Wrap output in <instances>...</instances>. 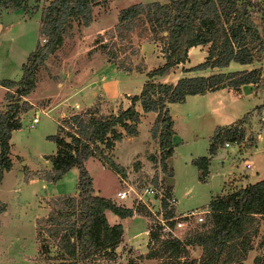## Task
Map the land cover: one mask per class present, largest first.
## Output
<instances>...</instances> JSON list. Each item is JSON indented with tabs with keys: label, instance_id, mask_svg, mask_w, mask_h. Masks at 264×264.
<instances>
[{
	"label": "trees",
	"instance_id": "trees-1",
	"mask_svg": "<svg viewBox=\"0 0 264 264\" xmlns=\"http://www.w3.org/2000/svg\"><path fill=\"white\" fill-rule=\"evenodd\" d=\"M98 1L48 0L40 10L38 24V35L43 37V42L36 40L34 49L21 63V75L18 79H0V85L8 88L5 91L7 102L0 109V180L3 172L11 166L10 133L20 127L18 113L29 107L23 97L35 86L37 67L58 46L71 20H77L82 25L91 21V8ZM26 2L27 0H0V8L23 7ZM256 10L263 17L262 3L257 0L147 1L134 2L118 10L116 23L107 32L121 39L135 25L142 24L143 28L137 31V35L146 32L149 39L160 41L163 61L145 71L146 79L138 93L125 95L130 101L126 107L119 106L115 111L111 108L102 110L100 103L95 101L77 111L70 110L67 115L56 119V131L48 135L55 143V150L45 156L50 166L33 174L48 182H55L71 167L75 166L77 169L75 195H57V198L49 200L51 206L47 215L36 219V224L39 220L48 224L46 232L50 240H55L59 254L63 256L56 264H97L99 252L110 256L121 239V223L109 224L104 210L109 209L119 217H125L129 211L94 190L92 177L84 162L88 157H96L108 168L124 173L123 167L110 157L109 151L123 132L130 135L136 133L139 120V112L134 107L136 101H139L143 111L156 112L149 131L156 139L159 149L160 170L166 174L161 179L165 184V195L160 203L165 208V196L169 195L172 181L167 159L173 153L174 133L167 103L181 102L188 94H202L222 87L237 91L245 83H252L255 91L263 88L260 66L184 75L174 82L155 80L167 74L177 63L184 62L188 48L199 44H207L204 58L184 70L222 67L230 61L251 63L258 60L264 50V39L263 33L254 24L252 15ZM103 39V34L99 33L93 44H100V51L104 53L106 60L119 69L133 71L131 62L124 63L117 58V52L121 49L113 43L107 44ZM129 52L135 54L131 45ZM134 66L136 71L144 68L143 63ZM11 87L14 89L10 90ZM261 106L257 104L253 108L262 123ZM251 114V111H246L233 123L214 127L208 139V154L191 160L199 169V178L206 174L208 158L217 153L218 147L224 142H242L245 135L244 124ZM256 138L257 132L248 133L246 146L254 144ZM151 158L156 161L155 157ZM239 176L233 180L242 179V182L229 181L224 192L210 198L205 205L207 211L202 220L196 222L194 227L186 228L183 237L160 238L156 226L149 228L146 244L150 241L157 242L159 252L156 253L148 246L145 256L163 257V252L166 258L172 259L161 261V264H186L184 260L179 262V257H186L188 245H199V264H241L242 255L251 247L250 238L258 229L256 214L264 216V178L250 182L243 180L246 174ZM155 180L156 176L153 177V182ZM135 210L149 214L143 205H138ZM171 216L172 209L163 212V218ZM167 222L172 224L173 220L169 219ZM35 232V238L39 239L38 229ZM260 243L264 246V232ZM46 249V245H39L38 252ZM138 255L140 257L141 253ZM263 262L264 259L259 261L260 264ZM125 264L139 263L136 259H129Z\"/></svg>",
	"mask_w": 264,
	"mask_h": 264
},
{
	"label": "rangeland",
	"instance_id": "rangeland-1",
	"mask_svg": "<svg viewBox=\"0 0 264 264\" xmlns=\"http://www.w3.org/2000/svg\"><path fill=\"white\" fill-rule=\"evenodd\" d=\"M147 1L166 2L168 0H99L91 8V21L87 25H82L77 20H71L58 46L37 67L35 86L28 95L23 97L29 103V107L27 110L18 113L20 127L13 129L10 133L9 148L13 163L11 171L4 177L0 189V199L5 203L6 211L5 214L0 216V256L5 258L8 254L20 250L26 254L25 260L16 261L12 264H32L27 256L32 248L36 229L39 232V239L35 238L36 251L31 256L35 260L34 264H56L63 257L59 254L60 250L55 245V240H50L46 232L48 224L44 220H39L36 224V219H41L47 215L51 206L49 200L57 198L59 194L49 196L45 200L48 208L44 215H36L41 212V198L43 196L60 192H64L63 195H75L77 169L75 166L71 167L55 182H48L41 176L33 175L41 172L42 169L49 168L48 160L44 161V159L45 156L55 150V143L48 138V135L56 131L58 107L55 108V106L59 105L57 102L62 95L58 94V91L63 83H67L71 77L73 78L77 73H81L83 66L87 65V60L91 59L90 65L85 69L84 74L87 73L86 75L93 73L88 72V70L93 71L99 66V62H102L100 56L96 57L101 52L100 44L93 47V42L99 33L103 34V41H106L107 44L113 43L115 47L121 49L120 52H117V58L122 59L124 63L131 62L132 70L136 69L135 64H142L134 44L139 43L141 40H152L148 38L146 32L137 35V31L143 28L142 24L135 25L121 39L115 35H110L107 31L116 23V16L121 7L134 2ZM258 1L264 4V0ZM47 2L48 0H27L25 5L19 7L18 10L11 9V7L4 10L0 8L2 10L0 12V23L2 24L0 28V79H18L21 75V63L26 60L28 53L34 49L36 40L40 43L43 42V37L40 34L38 35V24L40 10ZM20 10H22V15ZM262 12L264 13V11ZM252 16L254 24L263 33L264 39V14L262 17L260 11L256 10ZM152 41L153 47L155 46L156 50L162 52L161 42L158 40ZM130 45L135 49V54L129 52ZM206 47L207 44H199L188 50L189 57L186 58L188 66L204 58ZM161 52H159V55L162 54ZM234 64L238 63L231 61L228 69L235 68ZM260 64L262 69V66L264 67V50L259 59L254 60L252 63V65ZM207 68L212 69L213 67ZM140 76L142 75L135 74L128 76L127 79L121 78L120 85L130 89L135 88ZM262 80L264 82V76ZM85 85L81 91H77L72 95L73 97L81 96L80 99L73 101L79 104L82 102V107L88 105L86 104L87 101H90V103L97 101L100 103L101 109L106 110L112 102L104 98L99 89L97 91L91 89L92 85L89 82ZM7 89L0 85V109L7 102L5 98ZM83 90H85L84 93ZM249 96L254 97V103L250 106H254L255 103H264V89L257 91L255 94L252 91ZM247 97L248 95H245V93L242 94L238 100L240 104L246 103ZM68 101H72L71 98L63 101L67 102V104H62L65 107L63 115H67L70 110L74 109L70 108ZM179 105L175 103L171 107L175 114V127L173 126V129H176V132L174 131L176 142L173 143V154L169 163L172 181L168 191L169 195L175 197V203H167V207L164 208L160 206L161 198L150 197L149 205L152 212L147 210L149 214H146L138 213L135 210L134 213L137 215H132L124 220L122 235L128 244L124 241V238H121L110 256L99 252L96 260L97 264H125L129 259H136L139 264H161V261L172 259L166 258L163 252L161 253L163 257L145 256L148 246L152 247L156 253L159 252L157 242L150 241L145 245V240L149 238L148 232L147 238L144 234L145 228H149L146 219H162L163 212L167 209H172L173 214L203 209L210 198L225 191L224 187L229 181L242 182V179L235 178L233 180V177L249 173L252 176L251 178H254L256 170L264 177V105L261 108L260 115L263 118L262 125H260L258 113H255V117L252 119L249 115L247 122L244 124L245 135L242 142L239 144L228 142L227 145L223 144L218 147L217 152L223 149L225 156H209L207 172L202 178H199V169L191 160L199 155L208 154V139L214 130L215 124L198 123L191 117H181ZM40 108L47 109V111L40 110ZM81 108L74 110L77 111ZM34 112L37 121L30 126V118L34 115ZM250 132L253 134L257 132L259 136L254 144L246 146L247 135ZM60 133L64 134L63 131ZM121 147H123L122 144L117 146V153H120ZM245 160L251 161L250 167L246 168L244 166ZM84 165L92 177L94 187L99 188L102 193H114L116 187L120 186L116 174L109 168H104L98 160L88 158ZM133 167L135 168V166ZM32 170L35 171L32 172ZM165 175L158 167L157 172L155 169L151 179L145 178V180L143 178L142 181L133 184L140 186L149 181L153 182V177L156 176L155 182L160 179L162 185H165L161 180L162 176L165 177ZM243 180L248 181V176L246 175ZM15 182L18 183L16 186L13 185ZM3 202H0V214L4 210ZM127 203L130 205L129 201L123 202L122 205ZM127 214L131 215L132 212L129 211ZM204 214L201 213V216L203 217ZM256 217H258V229L250 238L251 247L242 255L241 264H260L259 261L264 259V246L260 243L261 235L264 232V216L256 214ZM195 224L196 222L192 220L184 228L177 229V236L183 237L185 229L192 228ZM39 245H46L47 249L38 252ZM139 253H141L140 257ZM200 255L201 246L188 245L186 257H179V262L184 260L186 264H199ZM255 257H257V260ZM0 264L6 263H2L0 260ZM261 264H264V262Z\"/></svg>",
	"mask_w": 264,
	"mask_h": 264
},
{
	"label": "crops",
	"instance_id": "crops-1",
	"mask_svg": "<svg viewBox=\"0 0 264 264\" xmlns=\"http://www.w3.org/2000/svg\"><path fill=\"white\" fill-rule=\"evenodd\" d=\"M258 1V0H257ZM262 3V2H261ZM10 7H5L1 9H8ZM11 9H16L18 10L19 7L12 8ZM2 10H0L1 12ZM21 15H22V10ZM2 27V24L0 23V28ZM96 44L93 45L95 47ZM136 46V53H138V57L142 60V63L144 64V68L142 71H136L133 70L130 73L119 69L115 66L114 63L109 62L106 60V57L104 53L100 52L98 53L99 55H96V57L100 56V59L102 62H99V66L95 68L93 71L88 70V72H93V73H88V75L84 74L85 69L90 65V60H87V65L83 66L81 69V73H77L75 77H71V79L67 83H63L60 87V90L58 91V94H62L59 97V101L57 102L56 107H58V114L57 117L62 116L64 114V109L65 107L62 106V104H67V102H63L67 100L68 98H71L72 101H68V104H70V108L78 109L82 107V102L79 104L73 100L80 99L81 96H72L75 94L77 91H81L86 85V83H90L92 85L91 89H94V91H97L99 89L100 94L106 98L109 99L110 103L108 105V108L112 109V111H115L117 107H126L129 105L130 101L129 99L125 96L127 94H133V93H138V91L141 88V84L144 79H146L145 71L148 69L155 67L162 63L163 61V56L162 54L159 55V52L156 50L155 46L153 47V41L152 40H141L139 43L134 44ZM198 45L191 46L188 48H194ZM150 51V52H149ZM162 53V52H161ZM189 57V51L187 52ZM201 61V60H200ZM231 62V61H230ZM230 62L226 66L222 67H213L212 69L205 68V69H199V70H184L185 68L188 67V62L187 59L184 62L177 63L174 67L171 68V70L165 74L162 77H157L155 80H161L163 82H174L178 77L184 76V75H195V74H209L214 71H228V70H235V69H249L254 66H260V65H252L253 62L251 63H238L234 64L233 66H236L233 69H228ZM179 66V67H177ZM191 66V65H190ZM142 75L140 76L139 82L136 83L135 88L130 89L129 87H123L120 85V79L124 78H129L128 76L130 75ZM261 75L262 77L264 76V67L262 66L261 69ZM87 76L86 78H84ZM123 76V77H122ZM82 78V79H81ZM81 80V81H80ZM264 83V82H263ZM263 88L259 90H263ZM242 90V92H241ZM259 90H254L253 84L252 83H245L240 85L239 89L237 91L233 90L232 88H227V87H222L214 90H207L202 94H188L185 96L184 100L181 102H169L167 103L169 112H171V117L173 120V126L175 127V114L174 110L171 108L173 104L177 103L180 104L179 108V114L181 117H191L196 120L198 123H214L216 125H227L230 123H233L236 121L238 118H240L243 113L246 111H251L252 114L250 116V119L255 117V113L257 114V111L254 106H250L251 104L254 103V97L249 96L250 93L255 94ZM85 90H83V93ZM248 95L246 103H241L238 101L242 94ZM115 101V102H114ZM90 103V101H87L86 104ZM261 104L262 106L264 103H255L254 105ZM116 105V106H115ZM250 106V107H249ZM261 106V108H262ZM135 109L139 112V120L136 124V133L135 134H126L123 132L122 137L119 140L115 141L114 146L112 149L109 151L110 157L118 164H120L123 169L124 173L121 174L119 172H116L112 169H110L112 172L116 174V177L119 179L120 186H117L114 192L121 188L124 187V183L127 184H132V183H138L139 181H142L143 178L145 179H151L155 169L156 172L158 170L159 164H158V157H159V149L156 143V139L153 138L150 134L149 128L151 123L153 122L156 112L152 110L148 111H143L141 109L139 101H136L134 103ZM54 108V107H51ZM50 108V109H51ZM72 109V110H74ZM38 110V109H37ZM35 110V111H37ZM40 110H44L43 108H40ZM35 114V112L33 113ZM260 115H261V109H260ZM21 118V116H20ZM57 119V118H56ZM183 121V120H182ZM215 121V122H213ZM262 123H263V118H262ZM260 123V125H262ZM254 124V123H252ZM119 130L123 131L122 128H119ZM174 131L176 132V129L174 128ZM175 132L172 134V142L175 144ZM259 136V133H257V137ZM10 139V138H9ZM119 144H122L123 147H121L120 153H117V146ZM175 146V145H174ZM223 151V152H221ZM10 155V153H9ZM215 157H224L225 156V151L220 149L216 154H214ZM151 157H155L156 161H153ZM88 158H93L98 160L96 157H88ZM87 158V159H88ZM11 159V166L13 163L12 158ZM86 159V160H87ZM48 160V159H47ZM85 160V161H86ZM46 161V158L44 159ZM100 162V160H98ZM249 161V160H248ZM49 162V160H48ZM132 162H134L132 164ZM251 164V161H249ZM50 164V163H49ZM100 164L104 168H108L106 165ZM11 166L7 171H4L2 174V178L0 180V189L2 182L4 180L5 175L11 171ZM135 166V168L133 167ZM251 166V165H250ZM249 166V167H250ZM160 168V167H159ZM35 170H32V172ZM248 176V181L253 182L257 181L261 178H264L260 172L256 170V173L254 175V178H251V174L247 173ZM31 176V175H30ZM234 178V177H233ZM145 179V180H146ZM133 180V181H131ZM18 183L15 182L13 185H17ZM92 186L94 190L99 194L104 197L110 198L111 200H114V193H102L99 188L94 187L93 182ZM64 192L60 193H54V194H47L43 196L41 199V212L37 213L36 216H42L44 213L47 212V204L45 203V200L49 198V196L55 195V194H62ZM222 193V192H221ZM0 202H3L0 199ZM4 204V210L2 211V214H5V203ZM128 204V203H127ZM104 215L106 217V220L109 224L117 223L120 222L122 225V234H123V229H124V220L127 217H130L132 215H137L134 212L131 215H126L125 217H119L109 209L104 210ZM144 234L146 235L147 238V231L146 228L144 230ZM121 238H124L123 235H121ZM125 241V238H124ZM126 242V241H125ZM147 240H145V245H146ZM127 243V242H126ZM128 244V243H127ZM133 248V247H132ZM36 251V243H35V238L32 244V248L30 250L29 255L27 258L30 260L32 264H34V259L31 258L32 254ZM26 254L20 250L19 252L16 253H10L8 254L7 257L3 258L0 256V260L2 263L6 264H12L16 261H23L25 260Z\"/></svg>",
	"mask_w": 264,
	"mask_h": 264
},
{
	"label": "built area",
	"instance_id": "built-area-1",
	"mask_svg": "<svg viewBox=\"0 0 264 264\" xmlns=\"http://www.w3.org/2000/svg\"><path fill=\"white\" fill-rule=\"evenodd\" d=\"M262 8L264 9V4H262ZM36 121L37 116L34 114L30 118V126H32ZM227 143L228 142H224V145H227ZM244 166L248 168L250 166V162L248 160H245ZM164 195V185H162L160 179H158L157 182L149 181L146 184L140 186H136L133 183H124V187H121L114 192V197L116 200L115 203L124 206L127 211H130L132 213L135 212V209H137L138 205H143L147 210L151 211L152 209L149 205L150 197L160 199ZM165 199L168 204H174L176 201L175 197H173L172 195L165 196ZM125 201H129L130 205H122V203ZM206 211L207 209L205 208L196 211L188 210L179 214H173V216L168 218H153L146 219V221L149 224V228L154 226L157 227L160 238L167 236L178 237L176 234L177 229L184 228L192 220L195 222L201 221V213H205ZM169 219L173 220L172 224L167 223V220ZM149 228H146V231H148Z\"/></svg>",
	"mask_w": 264,
	"mask_h": 264
},
{
	"label": "water",
	"instance_id": "water-1",
	"mask_svg": "<svg viewBox=\"0 0 264 264\" xmlns=\"http://www.w3.org/2000/svg\"><path fill=\"white\" fill-rule=\"evenodd\" d=\"M221 152H223V151H221ZM172 154H173V153H172ZM171 156H172V155H170V156L168 157V159H167V160H168V164L170 163ZM41 264H42V263H41Z\"/></svg>",
	"mask_w": 264,
	"mask_h": 264
}]
</instances>
